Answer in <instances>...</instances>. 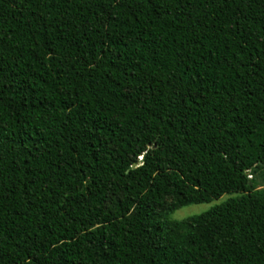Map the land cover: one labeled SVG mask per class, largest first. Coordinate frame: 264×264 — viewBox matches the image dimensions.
<instances>
[{
    "label": "trees",
    "instance_id": "trees-1",
    "mask_svg": "<svg viewBox=\"0 0 264 264\" xmlns=\"http://www.w3.org/2000/svg\"><path fill=\"white\" fill-rule=\"evenodd\" d=\"M259 174L264 0H0V264H264Z\"/></svg>",
    "mask_w": 264,
    "mask_h": 264
},
{
    "label": "rangeland",
    "instance_id": "rangeland-1",
    "mask_svg": "<svg viewBox=\"0 0 264 264\" xmlns=\"http://www.w3.org/2000/svg\"><path fill=\"white\" fill-rule=\"evenodd\" d=\"M254 177L258 180L259 185H261V187L264 188V174L255 175ZM250 178H252V176H250ZM236 196L238 195L226 194L222 198L218 200H214L210 203L190 205V206L180 208L171 215V220L182 221L188 217L203 214L211 210L216 205H220L224 203L225 201H227L228 199L236 197Z\"/></svg>",
    "mask_w": 264,
    "mask_h": 264
}]
</instances>
